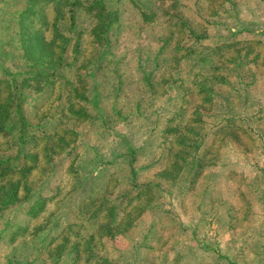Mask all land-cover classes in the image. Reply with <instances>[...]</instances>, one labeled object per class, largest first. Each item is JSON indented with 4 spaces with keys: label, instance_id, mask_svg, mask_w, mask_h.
Wrapping results in <instances>:
<instances>
[{
    "label": "rangeland",
    "instance_id": "374dc122",
    "mask_svg": "<svg viewBox=\"0 0 264 264\" xmlns=\"http://www.w3.org/2000/svg\"><path fill=\"white\" fill-rule=\"evenodd\" d=\"M22 1L0 0V65L8 64L4 55L17 69L5 76L0 68V78L16 85L9 91L14 104L0 109L12 112L7 128L20 114L28 129L0 137V149L6 156H38L29 190L0 209V264H73L74 245L80 250L75 264H95L82 249L88 239L108 264H231L228 258L264 264V0H234V7L224 0H102L115 18L101 42L91 34L92 20L76 9L71 26L67 16L59 22L65 42L53 53L63 60L48 69L37 65L55 75L39 82L38 91L20 85L21 74L36 68L17 58L21 47L9 30L18 28L13 12ZM52 13L45 10L48 21ZM181 21L209 36L193 62L177 59ZM50 31L45 28L46 38ZM227 37L235 44H226ZM235 48H241L239 60H233ZM207 75L223 79L213 93L192 85V78ZM4 85L0 104L10 90ZM68 105L87 117L66 118ZM196 106L199 120L187 124ZM232 114L242 120L235 121L238 139L217 126ZM186 125L200 134L195 156L205 164L192 180L185 155L179 175L161 179L156 173L169 169L175 158L167 157L177 148L167 127ZM63 127L75 131L74 141L45 164L39 137H54ZM144 183L153 186L139 189ZM107 206L110 223L132 215L134 225L101 236Z\"/></svg>",
    "mask_w": 264,
    "mask_h": 264
},
{
    "label": "trees",
    "instance_id": "16d2710c",
    "mask_svg": "<svg viewBox=\"0 0 264 264\" xmlns=\"http://www.w3.org/2000/svg\"><path fill=\"white\" fill-rule=\"evenodd\" d=\"M80 0H23V4L18 10H14L13 13L15 17V23L16 27H9V30L13 34V36H16V40L19 43V46L21 47V51L19 54H17V58L20 60H23L25 62H29V66L33 69L36 68V71H33L29 73L28 75L21 74V81L20 85L24 88H29L28 90H34L38 91L41 89L42 85L46 82H52L54 79L53 73H46L43 71H40V67L42 68H51L54 66V64H59V61L63 60V54L60 56L56 53H53L54 47H61V43L65 42V38L61 36L60 30L58 28L59 22L66 18L69 23V26L73 24V19L75 17L76 9H79V12L83 13L85 12L87 18L92 20V27L90 28L91 34L95 41H100L102 39L103 34L106 32L109 26L113 23L115 16L109 9H107V6L102 0H91L87 3H84L85 5L78 8L77 4H79ZM228 1V4L230 7H234L236 3L234 0H224ZM47 8H50L52 13V18L50 21H48L45 18V10ZM83 11V12H82ZM17 19V20H16ZM66 23V22H65ZM181 28L184 32V35L178 39L175 43V49H178L181 54L177 56V59H186L190 62L200 59L199 53L196 50L200 49V44L202 42V39L206 38L208 39L209 36L205 32V29L203 28H195L192 27V25H189L187 22L181 21ZM49 27L50 31V37L46 38L44 36V30ZM8 30V28H7ZM240 31H243V29H239ZM230 35H234L237 31L228 29ZM230 37V36H229ZM229 37L226 38V44H235V42L231 40L236 39H229ZM229 39V40H228ZM101 42V41H100ZM224 47H227L228 45H222ZM246 46V45H243ZM64 47V46H62ZM205 49L210 50L211 47L208 45L204 46ZM246 48V47H245ZM64 49V48H62ZM215 49V48H212ZM237 49V48H235ZM241 48H238L235 53V57H233V60L236 58L239 60L242 55L239 53L241 52ZM249 52V49L246 51ZM207 56V55H206ZM3 58L8 61V64L4 66L2 63L0 65V68H2V74L7 76L13 75V73L10 72V69L12 71L17 70L13 69L14 63L12 59L8 58L3 55ZM175 59V58H174ZM236 60V61H237ZM38 65V66H37ZM48 66V67H47ZM213 67V69H215ZM25 72V71H24ZM2 75V76H3ZM213 78V79H212ZM212 78L208 75L205 80L196 82L191 80L192 85L193 83L196 84V87H198V91L202 93H213V90L215 88V82L223 81L221 77H216L212 75ZM31 81L34 83L29 82ZM44 81L42 85H39L38 83ZM0 83H5L4 89H10L7 90L8 92L16 88V85H14L13 80H10L5 78H0ZM7 83V84H6ZM38 84V85H37ZM182 84V82H181ZM185 88L189 87V83L186 85H182ZM3 94V93H0ZM5 97L4 103L0 105H13L14 101L16 100L15 93H4ZM1 97V95H0ZM68 105L66 112V118L71 120L76 119H84L87 117V114L82 112L81 110H73L72 107ZM199 106L194 107L191 112V118L187 124H196L199 120V112L198 108ZM6 108V106H5ZM16 115L17 112H14ZM61 114V113H59ZM194 114V115H193ZM12 112L7 111V109H0V137L5 138L12 134V130L14 128H17L18 132H24L28 129V123L25 122V120L21 117L20 114L16 115V121L13 123L11 122V126L8 125V128L6 127V122L12 118ZM173 116H177V114H173ZM14 118V117H13ZM235 121H242L241 118L238 119L234 114L231 116L226 117V123L225 124H218V130L225 129L224 132L228 136H230L232 139H238L239 134L238 132L240 129H238V126L235 125ZM170 122V120H169ZM17 124V126H15ZM239 124V123H237ZM167 130L169 133H173V136H175V143L177 144V148L173 151H171V154L168 155L167 158L169 160L174 161L171 163L169 169H162L158 173H156V176H158L161 179H167V180H173L177 175H179L180 170L182 169V164L187 163V157L185 155L189 156L190 160V168L189 171L190 176L192 180L196 178L202 166L205 164L203 157L195 156V151L197 147L200 145V134H198L196 131H194V128L191 126H184L179 127L178 129L175 126L167 127ZM68 133L71 134V137L69 139H66V135ZM76 136V133L73 129L68 127H63L60 129L59 132H54V137L52 135L43 133L39 138L42 139L44 142L38 149L39 152L43 153L44 155V162L45 164H50L51 158L55 155H58L60 152H62L67 145L72 143L74 141V138ZM199 136V138H198ZM53 137V138H52ZM73 138V139H72ZM54 139V140H53ZM67 141H66V140ZM6 144H8L6 142ZM10 149V147H8ZM5 149H0V209L6 208L7 206L13 205L21 200V195L19 192H27L29 190L27 179L30 176V172L33 171L35 168V165L37 164V151H27L25 153H20L11 155H5L2 154ZM188 150H192V154L188 153ZM172 158V159H171ZM191 180V179H190ZM191 182V181H190ZM153 185L150 183H144L142 186H139V189L141 190H147L150 189ZM262 191L264 193V186H261ZM138 192V191H137ZM136 192V193H137ZM139 193V192H138ZM137 193V194H138ZM93 200L91 199L90 202ZM105 201V200H104ZM109 202V201H107ZM108 207V206H107ZM99 208V207H98ZM107 216L106 220L103 224L99 225V228L103 230V232L100 234L104 237H113L115 234L127 231L129 228H131L134 225V216L130 215L129 218L125 219V223H122V221L116 220L110 223L111 220H113L111 207L107 208ZM142 211V209H140ZM141 213V212H140ZM91 214V213H90ZM111 219V220H110ZM110 220V221H109ZM72 223L66 225V227H70ZM99 235V236H100ZM264 236V232L261 231L259 233V236ZM84 247L82 248L85 250L86 259L95 261V264H108L107 258L105 256H101L96 254L93 250H91V246H88V244H91V242L88 240L84 241ZM67 248V247H66ZM72 248V247H69ZM262 253H264V245L261 246ZM70 252L73 258V264L74 260L77 259V256H79L80 250L76 245L73 246V249ZM68 251V248H67ZM236 256L235 254L233 255ZM225 258V257H224ZM232 258H228V262L231 264H235L232 262Z\"/></svg>",
    "mask_w": 264,
    "mask_h": 264
}]
</instances>
